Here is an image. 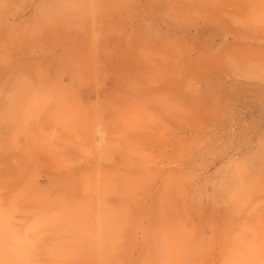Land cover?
<instances>
[{"label": "rangeland", "instance_id": "1", "mask_svg": "<svg viewBox=\"0 0 264 264\" xmlns=\"http://www.w3.org/2000/svg\"><path fill=\"white\" fill-rule=\"evenodd\" d=\"M0 264H264V0H0Z\"/></svg>", "mask_w": 264, "mask_h": 264}]
</instances>
